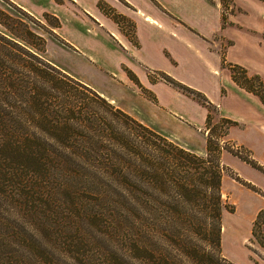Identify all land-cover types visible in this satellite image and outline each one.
Returning a JSON list of instances; mask_svg holds the SVG:
<instances>
[{"label":"rangeland","instance_id":"obj_1","mask_svg":"<svg viewBox=\"0 0 264 264\" xmlns=\"http://www.w3.org/2000/svg\"><path fill=\"white\" fill-rule=\"evenodd\" d=\"M93 1L0 0V10L23 18L42 36L43 42H36L46 59H54L65 67H59L63 71L68 72L67 68L75 78L114 95L125 108L151 122V127L196 145L185 147L202 155L207 152V141L204 147L202 144L205 135L207 140L212 138L213 147L216 143L223 145L222 254L240 264H264V247L252 234L259 212L256 209L264 202V170L247 164L240 156L264 158V102L258 94L236 83L229 68L230 63L240 64L249 74L258 73L264 78V1L227 0L223 5L226 18L219 26V19L197 24L185 14L173 18L156 7L153 11L161 24L148 23L131 13L122 15L120 8L126 11L125 0H100L103 13L112 16L120 27L128 26L124 32L127 44L113 37L106 25L82 12L83 4L92 5ZM0 20H5L14 32L20 31L19 24L1 12ZM60 28L78 44L77 49L67 44V48L60 46L65 42ZM254 82L264 92L263 82ZM209 113L211 119L208 122L207 118L199 129ZM236 148L241 150L239 154ZM54 181L47 183L55 185ZM83 197L86 202L75 216L77 235L83 238L79 245L85 256L78 257L82 263L126 264L136 238L158 246L171 235L172 227L159 221L166 215L160 209L151 212L143 207L144 216L137 221L142 223L136 226L126 217L125 210L98 204L93 196ZM76 199L80 202V198ZM36 204L35 216L29 212L25 215L23 208L24 215L18 217L19 209L12 203L10 212L22 230L25 227L28 231L27 239L17 241L11 227L0 226V264H40L31 249L40 246H46L60 259V234L69 226L60 223V217L69 213L66 207H60V190L51 202L41 199L39 203L38 199ZM158 206L163 204L159 202ZM263 226H257V230ZM75 228L68 229L66 235L70 237ZM191 228L182 223L177 233H188L189 238L206 244L207 239L188 230ZM177 260L189 264L185 258Z\"/></svg>","mask_w":264,"mask_h":264},{"label":"trees","instance_id":"obj_2","mask_svg":"<svg viewBox=\"0 0 264 264\" xmlns=\"http://www.w3.org/2000/svg\"><path fill=\"white\" fill-rule=\"evenodd\" d=\"M0 12L20 26L14 32L0 20V226L11 227L17 241L24 240L28 231L10 212L12 203L19 209L18 217L24 215L23 208L25 215L35 216V202H51L60 190V207L69 211L60 223L69 226L60 234V259L46 246L31 248L40 264H85L78 260L85 254L75 226V216L86 202L83 196L125 210L136 226L142 223L137 221L143 207L166 213L159 221L172 227L171 235L158 246L136 238L126 264H181L177 257L189 264H240L222 254L224 146L213 147L209 138L202 155L181 145L51 63L36 42L42 43V36L23 18ZM229 68L236 83L264 102V92L254 82L264 84V78L249 74L240 64L230 63ZM207 118L209 122L211 113ZM240 156L264 170L255 158ZM52 179L55 185L47 183ZM263 215L264 208L252 234L264 247V226L257 230L264 225ZM182 223L193 226L188 230L202 234L206 244L177 233ZM72 228L75 233L68 237Z\"/></svg>","mask_w":264,"mask_h":264},{"label":"crops","instance_id":"obj_3","mask_svg":"<svg viewBox=\"0 0 264 264\" xmlns=\"http://www.w3.org/2000/svg\"><path fill=\"white\" fill-rule=\"evenodd\" d=\"M99 1L100 0H94L92 2V5L83 4L82 12L85 15H90L91 17H93V19L98 21L99 24L106 25L108 30L110 31V34L113 37H115L118 41H121L122 43L127 44V39H126L127 34H125L124 32L128 28V26H126V29L120 27L118 25V23L112 18V16L108 15V13H106L105 11H104L105 13H103L101 11L102 9H100V7L98 5ZM115 1L120 2L122 0H115ZM125 2H126V5H125L126 11L124 12V10L120 8V12L122 13V15H126L128 13H131V14L137 16L139 19H141V20H143L145 22H148V23H152V22L156 23V21H157L159 25L161 24V21L158 20L157 16H155V13L153 11L154 7L159 9V11H164L165 15H169V16H171L173 18H179L181 16V13L185 14V16H187L188 18H190L192 20H195V22H197V24H202V22L204 24H207V23L210 22L211 19L212 20L219 19V26H220V25H222V22H223V19H224V17H223V12H224L223 11V0H125ZM75 13H77V12H75ZM63 19H64V16L62 17V20ZM105 19L106 20H110L113 25L112 24H108V22ZM62 20H61V23H62ZM191 23L195 24L194 22H191ZM108 30H107V32H108ZM60 36L65 41V42L61 43L60 46L66 47L65 44H67V45H69V47H72L73 49L74 48L77 49L78 44L76 42L70 40L66 35H64L63 32L61 31V28H60ZM51 44L55 45V47H56V45L59 46L58 43H54L53 41H51ZM60 46L58 48H60ZM47 47H48V42H47ZM47 47H46V51H47ZM48 58H49L50 62L52 61V63H54L58 67L65 68L64 66L60 65L54 59H52L50 57H48ZM66 70L69 73H71L67 68H66ZM71 75L74 76L73 73H71ZM230 75H231V72H230ZM138 79H140V78L138 77ZM80 80L85 82V83H90V82H88L86 80H82L81 78H80ZM96 89L100 93H102L103 95L108 97L110 100H113L114 102H116L118 106H120L124 110L128 111L129 113H131L132 115H134L135 117L140 119L141 121L145 122L148 125L152 124L151 122H149L147 120H144L140 116H137L131 110L125 108L119 102V99L116 98L114 95H110L108 93H105V92H103L102 90H100L98 88H96ZM206 119H207V116L204 118V123H203L204 125L203 126L199 125V129L202 130V128L205 126ZM168 136L171 137L172 139L176 140V141L179 140V139H176V137H174V136L173 137L171 135H168ZM206 141H207V139H206V135H205V138L202 141L203 147H204V143ZM178 142L181 145L187 146V147L196 146V145H192L190 143L189 144L188 143H183L182 141H178ZM259 160H257V161L260 164L263 165L264 164V158L261 159L260 161ZM243 161H245L249 165H252L250 162L246 161L245 159H243ZM253 167H255V166H253ZM263 167H264V165H263ZM223 176H224V173H223ZM263 208H264V202L258 206L256 211L258 212V211H260Z\"/></svg>","mask_w":264,"mask_h":264}]
</instances>
